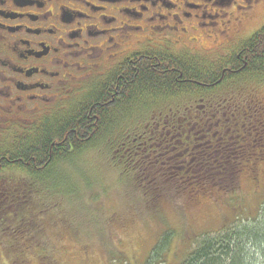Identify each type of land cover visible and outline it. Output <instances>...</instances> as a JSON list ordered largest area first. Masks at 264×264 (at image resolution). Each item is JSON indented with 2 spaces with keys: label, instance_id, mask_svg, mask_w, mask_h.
Instances as JSON below:
<instances>
[{
  "label": "flooded vegetation",
  "instance_id": "1",
  "mask_svg": "<svg viewBox=\"0 0 264 264\" xmlns=\"http://www.w3.org/2000/svg\"><path fill=\"white\" fill-rule=\"evenodd\" d=\"M263 17L264 0H0V132L87 120L86 105L120 103L113 119L121 138L110 144L126 162L152 153L154 163L163 162L160 129L176 122L160 115L191 105L143 107L137 92L127 96V84L140 68L163 79L182 77L176 65L219 79L240 73L247 66L243 43L264 26ZM254 95L263 105L264 96ZM205 97L195 100L203 114L217 104ZM259 131L254 145L264 150ZM73 135L80 138L77 129ZM113 154L111 161L120 159Z\"/></svg>",
  "mask_w": 264,
  "mask_h": 264
},
{
  "label": "trees",
  "instance_id": "2",
  "mask_svg": "<svg viewBox=\"0 0 264 264\" xmlns=\"http://www.w3.org/2000/svg\"><path fill=\"white\" fill-rule=\"evenodd\" d=\"M243 48L247 50L244 58L247 66L240 73L225 74L221 79L216 73L205 75L176 65L183 72L180 79L176 75L163 79L158 73L151 78L140 68L138 80L127 84V96L133 99L137 92L143 107L165 103L191 105L186 111H175L171 118L166 117L167 113L160 115L165 121L176 122L167 129H160L162 136L158 135L163 162L159 159L154 163V153L151 158L137 157L132 163L126 162L121 159L122 151L110 144L112 139L121 138L115 128L120 126V120L113 119V112L123 108L120 103L110 108L91 103L86 105L82 113L91 111L87 120L47 124L35 130L15 128L0 132V174L18 172L33 183L29 186L36 187H18L10 191L2 188L0 226L7 228L6 232L2 230L3 235H9L11 242H18L20 236H24L23 240L36 236L38 228L34 218L39 215L40 219L46 213L39 209L41 201L47 199L40 183L49 179L56 171L55 167L71 165L74 158L80 160L84 154L104 143L111 147L112 154L115 151V157L120 158L113 161L120 175L125 176L127 182L134 183L135 192L139 191L143 199L153 198V203L157 202L158 206L181 197L233 195L242 173L258 164L264 167V150L255 148L253 141L255 128L260 130L259 134L264 133V104L250 87L252 83L264 81V26L243 43ZM216 82L217 86H213ZM198 95L216 101L210 113L203 114L196 109ZM74 129L80 133L79 141L73 135ZM219 136H222L221 140H218ZM70 142L72 150L69 151ZM167 145L165 151L163 148ZM181 153L184 156L191 154L190 158H177ZM39 165L42 167L37 169ZM175 168L179 172L168 175L166 171ZM8 183L14 184L12 181ZM33 194L38 197L34 198ZM260 213L261 210L254 219L237 220L236 217V222L225 225L215 234L199 238L179 264L254 262L257 254H264V218L263 221L260 219ZM162 236L151 251L150 261L159 259L160 247H165L171 235Z\"/></svg>",
  "mask_w": 264,
  "mask_h": 264
},
{
  "label": "rangeland",
  "instance_id": "3",
  "mask_svg": "<svg viewBox=\"0 0 264 264\" xmlns=\"http://www.w3.org/2000/svg\"><path fill=\"white\" fill-rule=\"evenodd\" d=\"M250 87L264 96V81ZM110 148L104 143L80 160L74 158L71 165L55 167L39 185L48 200L37 204L46 213L40 219L35 214L36 236L11 242L2 232L7 228L0 226V264H179L199 238L215 234L236 217L254 219L261 210L259 217L264 218L260 164L240 175L233 195L181 197L158 206L120 175ZM30 183L18 172L0 174V191L36 188ZM165 234L170 240L160 247L159 259L150 261ZM250 264H264V254H257Z\"/></svg>",
  "mask_w": 264,
  "mask_h": 264
}]
</instances>
